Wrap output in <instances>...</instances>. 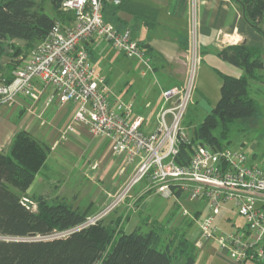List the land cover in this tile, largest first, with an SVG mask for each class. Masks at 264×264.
I'll return each mask as SVG.
<instances>
[{"label": "built area", "instance_id": "1", "mask_svg": "<svg viewBox=\"0 0 264 264\" xmlns=\"http://www.w3.org/2000/svg\"><path fill=\"white\" fill-rule=\"evenodd\" d=\"M105 1L108 0H63L60 9L72 13L74 19L70 23L55 21L44 40L11 60V69L0 66V106L13 105L21 97L35 104L52 87L47 106L55 99L63 108L76 104L74 120L94 138L106 140L114 157L135 167L125 191L148 177L158 193L177 198L180 204L182 199L208 202L210 212L199 221L200 236L194 245L202 248L206 242L215 241L235 264H264V170L251 163L242 149L198 144L190 156L181 151L192 140L183 122L193 100L201 62L196 21L191 30L185 81L161 91L163 105L155 127L148 130L144 117L134 115L130 103L111 100L105 77L90 60L87 46L97 37L124 56L138 58L145 67L150 66L151 58L132 30L118 28L105 19ZM75 133L76 127L69 124L61 138L66 140ZM123 192L113 205L87 217L73 230L101 221L123 201ZM227 203H232L244 218V227L224 231L217 225L216 215ZM182 216L192 215L183 208ZM73 230L60 235L65 237Z\"/></svg>", "mask_w": 264, "mask_h": 264}, {"label": "crops", "instance_id": "2", "mask_svg": "<svg viewBox=\"0 0 264 264\" xmlns=\"http://www.w3.org/2000/svg\"><path fill=\"white\" fill-rule=\"evenodd\" d=\"M241 1H107L108 3L104 10L105 19L115 24L118 28H130L133 36L150 50L151 55L149 56L151 62L146 71L152 73L155 79L154 83H156L159 89L156 99L159 103V108L155 112V117L163 105L161 90L180 86L185 81L188 68V51L191 45V30L194 21L197 23V43L199 54L201 55L197 75V90L200 93V98L196 99V103L206 112L203 118L212 112L221 98V88L223 85L221 74L237 77L244 74L242 69L223 60L219 56L222 50L229 46L245 44L249 47L260 49L261 58L264 62V16L260 25L262 32H258L245 18ZM151 24L154 25L151 26ZM10 42L16 43L20 47H23L25 44L24 41L17 39H13ZM88 49L90 58L95 61V63H92L93 65L97 64V62L105 64L109 59L110 52L116 50L104 39L97 37L89 42ZM13 58L12 51L8 52L6 49L5 56L0 59V66L8 67ZM138 60L141 62L140 59ZM142 65L144 66L143 63H141ZM94 66L104 77L103 73L98 69V65ZM141 74L142 77L146 76V72L144 71ZM259 75L264 81V69L259 72ZM263 81L261 83L264 86ZM53 91L52 87L47 88L40 100L35 104L31 100L21 97L12 106L11 111L5 115L0 114V150L9 153L10 144L15 133L20 129L29 131L51 151L48 153L44 167L37 173L32 185L26 191L25 197L32 199L34 196L44 195L50 203L65 200L75 208L81 209L80 200L74 205L61 193L55 192L53 195L51 192L53 188L51 186H56L55 188L58 191L62 190L63 185L59 187V182L57 183V181H62L60 179H63L62 182H65L64 179H68L69 181L72 177L80 176L81 173L77 169L83 168V163L85 162L89 164V170L96 169L100 173L109 160L115 157L112 156V149L107 141L102 138H94L86 127L74 120V114L77 110L76 104H69L63 108L59 105L58 100L55 99L47 106L48 95ZM249 93L250 95L252 94L250 88ZM110 97L112 98L111 100L115 98L119 99L118 96H114L112 93ZM127 103L133 106L131 102ZM146 106H149V104H146ZM16 114L19 117L14 119ZM137 114L142 115L141 113ZM144 119L146 118L144 117ZM41 121L45 123L41 124ZM69 124H73L77 128L76 133L71 134L68 139L62 140L61 134ZM71 161L74 163L72 166ZM72 167H74V171ZM132 170L133 166L126 168L123 166L121 169H118V175L115 178V180L117 179L116 183H121L120 180L127 177L126 172ZM74 172L76 176L73 175ZM142 180L151 183L148 177L139 181ZM54 182L55 184H53ZM153 190L150 189L147 196H143V194L139 196V203L142 202L140 204L141 207L139 206L142 212L141 215L144 212L145 205L148 206L152 201V197H150L151 192L158 193L155 192V189ZM60 194L61 196H59ZM159 195L161 194L159 193ZM75 197L74 199L76 200ZM184 200L190 203H198L197 208L190 210L192 216L183 217L180 211V213L169 217L166 227L162 226L166 233L168 231L171 232L176 225L173 231L185 232V236L193 243L200 236L199 221L209 214L210 207L208 202ZM175 202L177 205H180L177 198H175ZM99 209H91L90 211L89 206H87L81 210H88V214H92L98 212ZM235 212L238 213L233 204L227 203L217 213L216 223L222 230L233 231L244 227L245 224L234 222L232 214ZM157 216L150 215L151 219L155 220L154 224H159ZM140 217L139 214L130 220V216L121 214L117 218L110 217L108 223L119 221L120 227H123L126 233H131L137 227H141V225L139 226ZM179 224L181 225L179 226ZM150 228L146 230L141 227L143 231H148ZM177 262L179 264L185 263L183 259ZM194 264L235 263L222 252L215 241H208L204 247L197 248ZM244 264L259 263L247 261Z\"/></svg>", "mask_w": 264, "mask_h": 264}, {"label": "trees", "instance_id": "3", "mask_svg": "<svg viewBox=\"0 0 264 264\" xmlns=\"http://www.w3.org/2000/svg\"><path fill=\"white\" fill-rule=\"evenodd\" d=\"M45 1L0 0V59L11 40L25 42L23 47L12 45L15 57L44 40L55 21L70 23L74 19L72 13L60 9L63 0H49L54 16L45 10ZM241 5L245 18L262 32L264 0H242ZM219 56L244 74H221V98L195 128L191 143L182 146L185 155L190 156L198 144L215 149L229 146L232 124L256 118L261 111L259 102L249 93L250 80L263 81L257 74L264 69L261 50L240 44L225 48ZM7 68L11 69L10 65ZM48 153L49 148L24 129L15 133L9 153L0 150V264H172L182 259L184 264H194L197 247L185 232L171 231L166 239L164 227L154 224L148 231L137 227L126 233L119 221L106 223L104 219L73 230L87 219L88 210L75 208L65 200L50 203L44 195L32 198L37 211L25 206L22 198L44 167ZM70 230L65 237H50ZM31 233L39 238L28 239Z\"/></svg>", "mask_w": 264, "mask_h": 264}, {"label": "rangeland", "instance_id": "4", "mask_svg": "<svg viewBox=\"0 0 264 264\" xmlns=\"http://www.w3.org/2000/svg\"><path fill=\"white\" fill-rule=\"evenodd\" d=\"M45 10L50 15H55L49 0L45 1ZM12 45L19 46L16 43H7L6 49L8 52L13 51ZM90 60L92 63H95L92 58H90ZM141 63L142 61L140 62L136 58L126 57L115 50L110 52L109 59L105 64L97 62V64L94 65H98V69L103 73L107 81L108 89L111 91L112 95L118 96L119 99L126 102H131L133 104L134 115H140L137 113H141L146 118L145 125L147 127L145 129L150 130L156 125L157 115L156 117L154 115L159 108V103L156 100L157 91L159 89L156 83H154L155 79L153 78L152 73L146 71L147 67L143 65L141 66ZM142 71L146 72L145 77L141 76ZM257 74H259V72H257ZM197 81L196 78V89L193 94V100L183 122V127L191 138H194L195 128L204 119L203 117L206 113L200 108V105L196 103V99L200 98V93L197 90ZM250 90L252 93L251 95L259 102L261 111L256 118L249 119L246 122L236 121L232 124L229 135L230 144L228 147L236 150H244L249 157V161L264 170V86L262 85L261 80H250ZM146 104H149V106H146ZM13 105H1L0 114L5 115L7 112L11 111ZM18 117L19 115L16 114L14 119ZM50 151L51 149H49V152ZM72 164H74L73 161H71V166ZM83 164V168L77 169V171L81 173L80 176L72 177L69 181L68 179H64L65 182H62L63 179H60L62 181H57V183L59 182V187L63 185V189L58 191L55 188L56 186H51V188H53L51 189V192L52 194L55 192L61 193L74 205L80 200L81 209H85L87 206H89L90 211L91 209L95 210L100 208L98 212L89 214L88 217H90L114 204L116 197L123 192L125 187L129 186L131 178L135 173V167L133 166L132 171H127V177L120 180L121 183L117 184V179L115 180V178L118 175V169H121L123 166L124 168L131 166L126 164L125 161H120L115 157L109 160L108 164L100 173L97 172L96 169L89 170L88 163L85 162ZM119 166L121 167L118 168ZM72 170L74 171V167H72ZM73 175L76 176L75 172ZM53 184H55V182ZM150 189H154L153 184L146 180L134 183L128 191H125V189V192H123L125 198L120 203L114 205L115 207L105 215L103 218L105 222L108 223L110 217L117 218L121 214L130 216V220L140 214L139 226L141 225L143 229L147 230L153 226V222L155 221L154 219H151L150 215L157 216V214H159L157 216L158 223L166 227L170 216L180 213V211L182 214L183 208L190 212L191 209L197 208L198 206V203H190L184 199L181 201L182 204L177 205L174 197L166 198L159 195V193L151 192L153 194L150 196L152 197V201L148 206L145 205V207H147H144V212L141 215L140 204L142 202L139 203V196L142 194L143 196H147ZM155 192L157 191L155 190ZM61 194L59 196H61ZM74 196H76V200L74 199ZM28 199L33 201L31 198ZM34 211H37L36 203ZM232 217L235 223L245 224L244 218L238 213H233ZM180 225L181 224H179V226ZM175 226L171 231L175 230ZM60 233L62 232H55L50 237H62ZM170 237V231L164 233V238L168 239ZM173 264L179 263L174 261Z\"/></svg>", "mask_w": 264, "mask_h": 264}, {"label": "water", "instance_id": "5", "mask_svg": "<svg viewBox=\"0 0 264 264\" xmlns=\"http://www.w3.org/2000/svg\"><path fill=\"white\" fill-rule=\"evenodd\" d=\"M22 203L25 205V206H27L29 209H35V203L33 202V201H31L30 199H28V198H22ZM39 238V236L37 235V234H35V233H31V234H29V236H28V239H30V240H33V239H38Z\"/></svg>", "mask_w": 264, "mask_h": 264}]
</instances>
